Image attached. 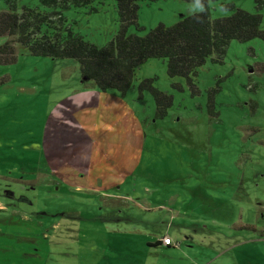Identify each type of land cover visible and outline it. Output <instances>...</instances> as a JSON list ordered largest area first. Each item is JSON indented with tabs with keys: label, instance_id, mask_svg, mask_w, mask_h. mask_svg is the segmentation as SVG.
Segmentation results:
<instances>
[{
	"label": "rangeland",
	"instance_id": "1",
	"mask_svg": "<svg viewBox=\"0 0 264 264\" xmlns=\"http://www.w3.org/2000/svg\"><path fill=\"white\" fill-rule=\"evenodd\" d=\"M23 6L51 10L15 0ZM207 8L257 13L264 29V0ZM200 10L138 0L127 33ZM63 14L99 46L119 29L115 0ZM191 78L196 89L148 58L127 91L101 90L75 59L16 44V60L0 64V264H264V40L232 39ZM142 82L172 97L164 116ZM165 233L181 248L149 246Z\"/></svg>",
	"mask_w": 264,
	"mask_h": 264
},
{
	"label": "trees",
	"instance_id": "2",
	"mask_svg": "<svg viewBox=\"0 0 264 264\" xmlns=\"http://www.w3.org/2000/svg\"><path fill=\"white\" fill-rule=\"evenodd\" d=\"M6 1L9 9L0 12V36L7 37L0 44V64L16 60L19 44L33 55L75 59L82 80L92 81L101 90L127 91L136 69L148 58L165 59L169 77L182 76L196 89L191 77L208 58L221 61L232 39L264 40L259 14L238 8L228 16L211 18L207 0H184L197 2L202 10L182 15L170 26L160 23L145 35L127 33L128 27L136 23L138 0H115L119 29L100 46L73 31L63 14L70 7L89 6L92 0H39L51 10L23 6L20 12L16 11L15 0ZM141 86L150 88L156 114L164 116L172 97L144 82Z\"/></svg>",
	"mask_w": 264,
	"mask_h": 264
},
{
	"label": "crops",
	"instance_id": "3",
	"mask_svg": "<svg viewBox=\"0 0 264 264\" xmlns=\"http://www.w3.org/2000/svg\"><path fill=\"white\" fill-rule=\"evenodd\" d=\"M0 207H2V205L0 206ZM163 236H169L170 238H171V240H172V242H176V243H178L176 246H173V245H165V244H162V242L160 241V238L162 237V236H160V237H154V239H153V241L150 239V241H149V246L150 247H158L161 251H165L166 250V252H168V250H170V249H175V248H177V249H179V248H181V246H182V242H184L185 241V239H182V241H181V239L179 240V239H176V238H172L169 234H167V233H165V234H163ZM179 241V242H178ZM160 246V247H159ZM162 248H166L165 250L164 249H162Z\"/></svg>",
	"mask_w": 264,
	"mask_h": 264
},
{
	"label": "built area",
	"instance_id": "4",
	"mask_svg": "<svg viewBox=\"0 0 264 264\" xmlns=\"http://www.w3.org/2000/svg\"><path fill=\"white\" fill-rule=\"evenodd\" d=\"M160 241L162 242V244H165V245H173V246H176L178 243L176 242H172L171 238L169 236H162L160 238Z\"/></svg>",
	"mask_w": 264,
	"mask_h": 264
}]
</instances>
